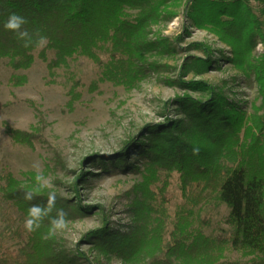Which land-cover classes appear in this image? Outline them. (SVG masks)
I'll return each mask as SVG.
<instances>
[{"label":"trees","instance_id":"trees-1","mask_svg":"<svg viewBox=\"0 0 264 264\" xmlns=\"http://www.w3.org/2000/svg\"><path fill=\"white\" fill-rule=\"evenodd\" d=\"M185 0H0V60L9 59L15 70L29 69L35 62L40 36L47 38V49L55 53L49 69L66 67L70 59L81 56L102 69V81L135 88L150 72L160 66L148 54L163 46L150 40L154 27L178 17ZM187 17L200 29L210 30L232 50L228 59L238 71L254 76L263 99L262 107L247 115L220 95L207 83L189 82L184 86L204 90L210 95L203 102L192 96L179 97L173 104L179 119H168L160 130L151 131L145 148L149 169L158 165L173 167L179 173L184 210L171 230L166 206L169 204L170 180L158 192L146 185L145 197L154 203L139 201L138 220L141 224L127 235L113 233L98 242L100 251L115 252L143 264H239L226 260L230 250L252 258V264H264V55L254 60L253 50L259 39L264 43L261 22L264 0H186ZM257 9V11H256ZM12 13L26 18L24 25L30 38L20 40L4 27ZM210 26V27H208ZM28 42L31 46L24 47ZM206 58L195 59L200 72L214 68L212 49L194 44ZM106 54L107 60L102 57ZM46 59V50L42 52ZM75 89L77 82L73 81ZM20 84V82H18ZM74 90H72V93ZM167 104V105H171ZM20 143L29 142L28 135L7 127ZM243 133V136L241 135ZM198 150V151H197ZM125 161L117 166L125 165ZM173 170L168 177L172 176ZM22 185L11 175L0 190L1 200L20 213L17 237L26 243L19 250L0 241V264H79L58 251L53 236L45 239L57 209L66 219L81 216V208L56 196V205L49 217L35 232H28L24 222L32 204H47L49 192L41 189L31 201L24 194L39 187L35 180ZM207 194L225 204L230 214L227 223L230 237H210L193 220L194 206L207 200ZM139 198V196L137 197ZM92 236V235H91ZM95 236V235H93ZM92 238V237H91ZM81 260H87L81 254Z\"/></svg>","mask_w":264,"mask_h":264},{"label":"rangeland","instance_id":"rangeland-1","mask_svg":"<svg viewBox=\"0 0 264 264\" xmlns=\"http://www.w3.org/2000/svg\"><path fill=\"white\" fill-rule=\"evenodd\" d=\"M186 2L178 9V17L153 28L150 40L163 46L148 58L160 70L150 72L135 88L102 81V69L81 56L51 71L49 63L55 53L47 45L33 53L35 62L26 70L13 69L9 59L0 60V190L6 187L9 175L22 185H31L37 175L34 165L39 164L50 179L51 186L44 190L82 210L81 216L68 220L67 228L53 236L58 251L79 264H143L115 252L105 255L96 245L113 233L127 235L141 224L137 218L140 209L135 205L140 200L154 203L141 192L146 185L158 192L170 180L166 210L170 229H174L185 205L179 173L167 165L149 169L144 146L151 140L147 133L160 130L168 119L184 118L173 112L171 103L177 98L188 95L209 100L207 91L192 90L183 83H207L215 95L247 115L262 107L254 76L234 68L228 60L232 50L215 33L195 26L187 17ZM261 26L264 31V19ZM194 44L212 49L214 68L205 72L190 68L193 60L206 58ZM45 50L46 59L42 57ZM252 55L256 61L263 57L262 40ZM102 57L107 60L105 52ZM73 81L77 82L75 89ZM258 112L264 113L262 109ZM7 127L27 134L30 141H16ZM122 160L126 164L117 166ZM190 209L195 226L207 236L232 235L227 223L230 210L213 194ZM20 216L1 200L0 192V241L10 235L6 243L15 250L26 243L25 237L16 235ZM81 254L87 260H81ZM226 260L252 264V258L234 250L227 253Z\"/></svg>","mask_w":264,"mask_h":264},{"label":"clouds","instance_id":"clouds-1","mask_svg":"<svg viewBox=\"0 0 264 264\" xmlns=\"http://www.w3.org/2000/svg\"><path fill=\"white\" fill-rule=\"evenodd\" d=\"M28 21L22 15L17 13H12L7 21L4 24V27L16 34L17 38L20 40H25V38H30V33L27 29L24 28ZM36 36L40 37L39 43L36 46L37 48H43L47 45L48 40L44 36H40L39 33H36ZM31 46L30 43L25 42L24 47ZM198 151V150H197ZM34 168L37 171L36 182L39 185L34 191H28L24 194V199L31 201L34 198V193L39 192L41 189L50 187V179L46 178L40 169L39 164L34 165ZM56 205V194L55 192H50L47 198V204H32L28 209V217L24 222V227L28 232H35L41 227L43 220L46 217H49ZM67 214L63 209L56 210V216L53 217L50 221L51 228L48 232V235L44 238H50L51 236L56 235L57 232L64 231L67 228L68 221L66 219Z\"/></svg>","mask_w":264,"mask_h":264}]
</instances>
